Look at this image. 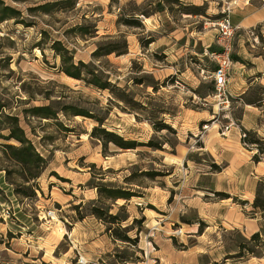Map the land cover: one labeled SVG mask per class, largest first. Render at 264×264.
Masks as SVG:
<instances>
[{"label":"rangeland","instance_id":"374dc122","mask_svg":"<svg viewBox=\"0 0 264 264\" xmlns=\"http://www.w3.org/2000/svg\"><path fill=\"white\" fill-rule=\"evenodd\" d=\"M0 2L17 12L0 23V129L10 126L6 116H17L47 163L44 170L33 165L38 177L23 183L0 151V264H264V212L252 206L256 195L258 205L264 201V176L257 175L264 170L249 169L264 150L241 139L250 132L264 148L263 130L244 129L264 124V74L257 72L264 0ZM247 9L263 21L239 27ZM225 14L239 27L230 41L228 102L211 77L223 52L214 22ZM55 42L110 89L66 77ZM107 45L114 53L92 56ZM235 65L248 74L240 95L229 93ZM47 105L56 120L23 113ZM94 127L138 146L103 145L90 136ZM230 135H239L244 154L256 150L248 167L220 152ZM97 188L135 196L114 202ZM95 208L127 218L122 227L139 221L127 233L137 242L112 241L106 228L116 224L96 219Z\"/></svg>","mask_w":264,"mask_h":264},{"label":"trees","instance_id":"16d2710c","mask_svg":"<svg viewBox=\"0 0 264 264\" xmlns=\"http://www.w3.org/2000/svg\"><path fill=\"white\" fill-rule=\"evenodd\" d=\"M1 14H0V23L3 21H6L8 19L14 18V15H17V12H15L12 8L8 6H4L2 2H0ZM79 31H83V27L77 28ZM151 42H147V44H150ZM52 49L59 55L61 60V67L60 71L69 79H72L74 81H82L86 85L93 86L99 90H109L110 89V83L107 80L100 79L93 71L89 70L86 64H84L81 61L76 62V64L73 61L72 56L70 55L69 51L65 48H61V45L59 42H55L52 45ZM115 50L110 48L108 45L104 47H98L92 54L93 57H106L112 53H114ZM261 103V101L259 102ZM0 108V112H1ZM23 113L30 114L32 117H37L45 120H56V111L52 109L50 105L47 106H35L32 108H29L27 110H23ZM1 118V114H0ZM7 120H9L10 126H5L0 129V131L4 130L7 131L6 136H2L0 134V139L4 140L5 142L14 141L18 143V145H11V144H0V151L7 156L12 162L15 163L16 167L19 168L20 178L23 183H29L36 179L39 175L38 172H34L36 168L38 169L39 164L41 169H45L46 167V161L35 152L33 146L31 145L30 141L25 138L23 130L19 127L18 123V117L15 115H9L5 117ZM168 129L167 126H162L159 128V130ZM97 133H102L104 136H100ZM245 138L242 140L243 143L249 144L251 146H255L259 153L264 150L263 146L253 138V134L250 132H244ZM90 136L99 140L103 141V145L105 143H112L116 147L120 149H127V150H134L137 148V144L134 141H123L121 138L113 135L112 133L106 132L104 129L94 127L90 133ZM108 136L110 138H108ZM150 148L158 149L157 146H153L152 144L147 145ZM253 161L257 162V156L255 155L253 157ZM37 165L38 167L33 168V165ZM6 171V170H3ZM145 176H147L149 179H153L157 177L158 175L155 172H146ZM97 192L99 196H104L108 200L117 201V200H124L128 201L132 197L135 196L133 192H130L129 190H118V189H110V188H97ZM253 208L260 209L262 212H264V201L261 202L260 205H258V195H256L254 202L252 204ZM124 208V205L119 207V210H122ZM92 215L98 219L99 221L103 222L106 225H113L116 224L115 229L111 230L110 228H106L107 232H110L109 238L116 242L120 241L123 243H133L137 242V237L134 239H130L127 236V233L129 232V227L134 225L135 223L139 222L136 219L132 220V223L130 226L122 227L121 223L127 221L128 219L119 220L116 215H106L102 210L100 209H92ZM143 219V218H142ZM108 220V221H107ZM257 237V233L253 234L251 236V239H255Z\"/></svg>","mask_w":264,"mask_h":264},{"label":"crops","instance_id":"0c3cea01","mask_svg":"<svg viewBox=\"0 0 264 264\" xmlns=\"http://www.w3.org/2000/svg\"><path fill=\"white\" fill-rule=\"evenodd\" d=\"M246 12H248V14L243 13L242 16L238 20L239 27L249 28V27H252L253 25L260 24L263 21L262 19H257L256 18L257 16L254 15L253 13L250 14L248 9ZM245 23H246V26H245ZM236 65H238L242 69H244L243 65H239L237 63H236ZM236 65L233 66V68H232V71H233L232 73L234 75H237V76L234 77L235 79H234L233 83L231 84V86L229 87L230 95H240L242 92V89H243L244 80L248 79V74L245 71H242L240 69L237 70ZM257 72L264 74V66L261 69H258ZM263 106H264V102H263L262 107ZM245 114H246V110H245ZM243 118H245V115L243 116ZM243 121H244V119H243ZM243 125H244V123H243ZM244 129L246 131H252V132L254 131L256 133H260L261 130L264 131V124L249 122L248 124H246L244 126ZM224 141H225L224 144H220V145L226 146V147L222 146L221 147L222 149L220 148V152L222 153V155L229 156L231 158V160H234L236 163H238L239 166L245 165L248 167V165H249L248 162H249L250 158L252 157V155H254L256 150L252 147V148H249V150H250L249 152L246 151L247 154H244L242 152V150H244V149L242 148V142H241L239 135H237V136L230 135ZM214 153L215 154L218 153V151L215 148H214ZM261 160L262 161L258 162L256 165L250 166L249 169L256 172L257 169H261L260 165H263L262 169L264 170V153L261 157ZM257 175L259 177H261V176H264V173H258ZM254 186H256V183Z\"/></svg>","mask_w":264,"mask_h":264},{"label":"built area","instance_id":"2783aa9c","mask_svg":"<svg viewBox=\"0 0 264 264\" xmlns=\"http://www.w3.org/2000/svg\"><path fill=\"white\" fill-rule=\"evenodd\" d=\"M214 26L216 27L221 42L223 45L222 54L218 55V65L212 72V81L214 85V90L217 93V97L221 100H227V84L230 76L232 62L229 58L230 55V41L234 36L235 30H239V27H233L229 21V16L227 14L224 15L220 20L214 22ZM245 138V134L241 135V139ZM245 144V143H243Z\"/></svg>","mask_w":264,"mask_h":264}]
</instances>
